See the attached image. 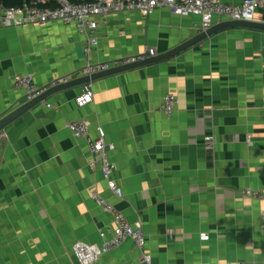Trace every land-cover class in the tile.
I'll list each match as a JSON object with an SVG mask.
<instances>
[{"label": "crops", "instance_id": "obj_1", "mask_svg": "<svg viewBox=\"0 0 264 264\" xmlns=\"http://www.w3.org/2000/svg\"><path fill=\"white\" fill-rule=\"evenodd\" d=\"M254 22L264 24V9ZM202 33L199 18L167 9L114 15L88 55L73 25L5 29L0 120L27 103L15 76L49 86L88 64L166 54ZM92 85V104L77 106L83 86L53 94L4 131L0 264H79L73 246L99 244L114 227L95 194L147 236L144 250L127 241L95 264H145V255L151 264H264V200L241 195L264 188V32L223 31L167 62ZM169 95L178 100L172 117L162 110ZM81 120L93 140L115 147L122 199L90 167L88 143L67 129Z\"/></svg>", "mask_w": 264, "mask_h": 264}, {"label": "built area", "instance_id": "obj_2", "mask_svg": "<svg viewBox=\"0 0 264 264\" xmlns=\"http://www.w3.org/2000/svg\"><path fill=\"white\" fill-rule=\"evenodd\" d=\"M159 9H167L173 16L199 18L201 31L207 32L218 22H254L257 12L264 9V0H244L241 4H227L225 0H30L19 7L0 5V32L10 28L44 27L52 23L73 25L77 32L87 39L85 52L89 55L99 45L97 34L102 22H106L109 17L130 13L149 17ZM156 55V50L150 49L146 54L138 57L121 58L112 63L88 64L78 74L61 78L43 87L36 84L32 75H18L14 78V88L24 92L25 100L29 103L57 86L67 85L81 78H91ZM92 84L82 87L81 95L76 99L78 107L83 108L93 103ZM177 106V98L169 95L163 101L162 110L166 116L172 117ZM67 129L74 138L88 143L93 158L90 167L92 169L100 167L110 192L117 199H122L123 192L113 179L115 166L110 159V153L115 150V147L106 145L103 138L93 140L90 137L89 124L85 120L70 122ZM2 138L3 134L0 135V139ZM207 141L208 146L212 147L213 138L209 137ZM241 195L247 199L261 201L264 200V188L261 191L243 190ZM94 200L99 208L112 216L114 227L109 239L106 233L99 234L101 239L99 244L79 242L73 246V254L79 264H95L127 241H132L140 250L145 249L147 236L141 223H130L123 212L98 194L94 195ZM205 240H208V237ZM151 262L150 255L142 258V263L151 264Z\"/></svg>", "mask_w": 264, "mask_h": 264}, {"label": "water", "instance_id": "obj_3", "mask_svg": "<svg viewBox=\"0 0 264 264\" xmlns=\"http://www.w3.org/2000/svg\"><path fill=\"white\" fill-rule=\"evenodd\" d=\"M232 29H245V30H255V31L264 32V24L258 23V22H225L220 25L214 26L213 28L209 29L207 32H203L202 34H199L198 36H196V38H193L192 40L182 44L178 48L166 54L155 56V57H150L144 61L132 64V65L124 66L121 68H116L109 72L95 75L91 78H81V79L74 80L67 85L57 86L49 90L47 93H45L43 96L39 97L38 99L24 104L23 106L18 108L16 111L12 112L8 116L0 120V135H2L9 126L14 124L21 117H23L26 113L32 110L35 106L44 102L49 96L53 94L61 93V92L71 90L74 88H79L86 84H90V83H93V82H96L102 79H106L109 77H113L116 75L124 74V73L131 72L134 70H138V69H142V68H146V67H150L153 65L167 62L171 59H174L178 55L186 52L190 48H193L201 43H204L205 41H207L214 35L221 33L223 31L232 30Z\"/></svg>", "mask_w": 264, "mask_h": 264}, {"label": "trees", "instance_id": "obj_4", "mask_svg": "<svg viewBox=\"0 0 264 264\" xmlns=\"http://www.w3.org/2000/svg\"><path fill=\"white\" fill-rule=\"evenodd\" d=\"M26 1L30 0H0V5H5L6 7H19Z\"/></svg>", "mask_w": 264, "mask_h": 264}]
</instances>
